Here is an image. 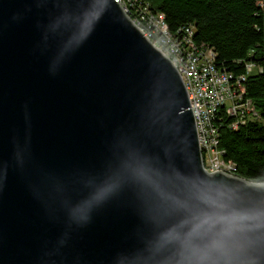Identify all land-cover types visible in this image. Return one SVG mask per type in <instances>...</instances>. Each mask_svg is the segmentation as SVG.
<instances>
[{"label": "water", "instance_id": "obj_1", "mask_svg": "<svg viewBox=\"0 0 264 264\" xmlns=\"http://www.w3.org/2000/svg\"><path fill=\"white\" fill-rule=\"evenodd\" d=\"M0 264H264V181L116 0H0Z\"/></svg>", "mask_w": 264, "mask_h": 264}, {"label": "trees", "instance_id": "obj_2", "mask_svg": "<svg viewBox=\"0 0 264 264\" xmlns=\"http://www.w3.org/2000/svg\"><path fill=\"white\" fill-rule=\"evenodd\" d=\"M162 11L170 29L192 25L197 43L213 48L215 64L244 75V96L258 118L230 127L225 116L219 125L223 158L234 163L235 175L264 181V0H143ZM255 70L246 74L245 65Z\"/></svg>", "mask_w": 264, "mask_h": 264}, {"label": "built area", "instance_id": "obj_3", "mask_svg": "<svg viewBox=\"0 0 264 264\" xmlns=\"http://www.w3.org/2000/svg\"><path fill=\"white\" fill-rule=\"evenodd\" d=\"M128 1L132 2L133 10H138V17L131 21L141 30L142 20H151V34H143L181 75L194 117L203 167L207 171L221 170L235 174L234 163L223 158L219 125L225 116L230 119L229 125L233 129L249 118L256 117L251 100L244 96L245 74L234 75L217 66L213 48L204 43H200V48H192L187 40V27H193L192 25L172 29L175 39L165 40L159 35V27H155V16L165 14L152 9L147 1ZM116 2L119 4V0ZM204 53H211L212 61H205ZM245 68L247 74L255 70V65L247 63Z\"/></svg>", "mask_w": 264, "mask_h": 264}, {"label": "bare ground", "instance_id": "obj_4", "mask_svg": "<svg viewBox=\"0 0 264 264\" xmlns=\"http://www.w3.org/2000/svg\"><path fill=\"white\" fill-rule=\"evenodd\" d=\"M119 5L122 8L123 12L130 18L135 19L138 17V10H133L132 2L128 0H119ZM155 27H159V35L165 40H174L175 32L169 28L164 15L155 16ZM141 31L144 34H151V20L143 19L141 25ZM194 27H187V40L190 41L192 48H200V43H197L193 40ZM205 61H212L211 53H204Z\"/></svg>", "mask_w": 264, "mask_h": 264}, {"label": "rangeland", "instance_id": "obj_5", "mask_svg": "<svg viewBox=\"0 0 264 264\" xmlns=\"http://www.w3.org/2000/svg\"><path fill=\"white\" fill-rule=\"evenodd\" d=\"M254 116H256V118H258L257 112H256V114H255ZM252 118H253V117H252ZM252 118H249V119H252ZM262 123L264 124V120H262ZM195 128H196V127H195ZM231 175L236 176L235 174H231Z\"/></svg>", "mask_w": 264, "mask_h": 264}]
</instances>
